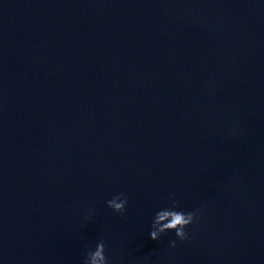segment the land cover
<instances>
[{
    "label": "water",
    "instance_id": "water-1",
    "mask_svg": "<svg viewBox=\"0 0 264 264\" xmlns=\"http://www.w3.org/2000/svg\"><path fill=\"white\" fill-rule=\"evenodd\" d=\"M170 193L188 240L150 238ZM99 240L108 264H264V0H0V264Z\"/></svg>",
    "mask_w": 264,
    "mask_h": 264
},
{
    "label": "clouds",
    "instance_id": "clouds-1",
    "mask_svg": "<svg viewBox=\"0 0 264 264\" xmlns=\"http://www.w3.org/2000/svg\"><path fill=\"white\" fill-rule=\"evenodd\" d=\"M127 202V195L120 192L107 200L106 204L114 212L123 214ZM168 202L169 206L163 207L155 212L149 231L150 238L152 240H158L162 234L174 230L175 236L179 240L184 241L190 239L185 229L193 222L199 210H179V202L175 199L174 193L169 194ZM175 245V240L169 241L170 247H175ZM105 248L106 245L103 240L97 241L94 250L89 249L85 253L83 264H108V258L105 255Z\"/></svg>",
    "mask_w": 264,
    "mask_h": 264
}]
</instances>
